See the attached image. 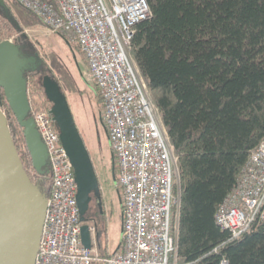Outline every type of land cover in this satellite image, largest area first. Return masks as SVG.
I'll use <instances>...</instances> for the list:
<instances>
[{
	"label": "trees",
	"instance_id": "trees-1",
	"mask_svg": "<svg viewBox=\"0 0 264 264\" xmlns=\"http://www.w3.org/2000/svg\"><path fill=\"white\" fill-rule=\"evenodd\" d=\"M146 2L151 17L136 26L131 56L177 158L179 262L264 264V224L256 223L231 239L214 221L251 152L264 137V0ZM4 41H11L20 57L28 60L23 75L30 117L47 110L50 105L41 79L52 76L51 72L9 4L0 0V43ZM0 109L25 172L31 182L37 176L45 178L36 185L47 196L48 168L46 175L34 171L22 130L1 88ZM91 221L101 228L100 222ZM97 245L101 257L106 258L103 243L99 240Z\"/></svg>",
	"mask_w": 264,
	"mask_h": 264
},
{
	"label": "built area",
	"instance_id": "built-area-1",
	"mask_svg": "<svg viewBox=\"0 0 264 264\" xmlns=\"http://www.w3.org/2000/svg\"><path fill=\"white\" fill-rule=\"evenodd\" d=\"M49 33L77 45L102 105V121L117 163L121 244L101 257L95 225L91 249L80 240L74 170L58 130L43 110L33 114L47 152L50 187L35 264L180 263V178L159 111L131 56L135 28L151 17L146 0H14ZM37 176L33 184L44 180ZM215 223L237 239L264 224V139L251 152ZM221 264H227L222 261Z\"/></svg>",
	"mask_w": 264,
	"mask_h": 264
},
{
	"label": "water",
	"instance_id": "water-1",
	"mask_svg": "<svg viewBox=\"0 0 264 264\" xmlns=\"http://www.w3.org/2000/svg\"><path fill=\"white\" fill-rule=\"evenodd\" d=\"M28 60L21 58L11 41L0 43V88L7 105L22 130L32 167L39 175H46L47 152L34 121L28 84L23 71ZM44 97L50 105L49 114L58 130L60 143L74 170L77 185L76 201L79 209L80 240L90 250L91 235L88 219L93 199H101L88 150L75 125L66 96L53 76L41 79ZM112 177L116 183L114 158ZM46 211V199L24 170L15 148L7 119L0 109V264H35Z\"/></svg>",
	"mask_w": 264,
	"mask_h": 264
},
{
	"label": "rangeland",
	"instance_id": "rangeland-1",
	"mask_svg": "<svg viewBox=\"0 0 264 264\" xmlns=\"http://www.w3.org/2000/svg\"><path fill=\"white\" fill-rule=\"evenodd\" d=\"M5 1L18 19L24 34L34 44L40 58L46 62L51 75L57 82L60 81L58 83L66 96L75 125L88 150L104 204L103 212L101 210L99 216L98 213L95 214L96 201L93 199L89 215L92 211L96 215V222L102 225L101 228H96V235L101 233L96 240L103 243L108 256L116 252L121 244V199L120 191L112 177L113 156L101 118L102 105L98 100L97 90L88 80L86 64L75 45L40 27L34 16L12 0ZM114 162L117 173V163Z\"/></svg>",
	"mask_w": 264,
	"mask_h": 264
},
{
	"label": "flooded vegetation",
	"instance_id": "flooded-vegetation-1",
	"mask_svg": "<svg viewBox=\"0 0 264 264\" xmlns=\"http://www.w3.org/2000/svg\"><path fill=\"white\" fill-rule=\"evenodd\" d=\"M29 160H30V157H29ZM31 161V160H30ZM95 200V199H94ZM96 201V200H95ZM103 207H104V204H103V202L101 201V199H100V201L99 200H97L96 201V212H95V214L96 213H98V215L100 216V213H101V210L103 209ZM90 210V209H89ZM92 210V209H91ZM95 214H93L92 213V211H90V219L91 220H93V221H96V215Z\"/></svg>",
	"mask_w": 264,
	"mask_h": 264
},
{
	"label": "crops",
	"instance_id": "crops-1",
	"mask_svg": "<svg viewBox=\"0 0 264 264\" xmlns=\"http://www.w3.org/2000/svg\"><path fill=\"white\" fill-rule=\"evenodd\" d=\"M37 21H38V25L40 26V27H43L42 26V24L40 23V21L37 19ZM57 35V34H56ZM59 35V34H58ZM61 36V35H60ZM62 37V36H61ZM66 42H69L67 39H65V37H62ZM70 43V42H69ZM70 44H72V43H70ZM74 45V44H73ZM81 55V54H80ZM83 57L81 56V59H82ZM82 61L84 62V60L82 59ZM85 63V62H84ZM86 67H87V65H86ZM87 73H88V70H87Z\"/></svg>",
	"mask_w": 264,
	"mask_h": 264
},
{
	"label": "bare ground",
	"instance_id": "bare-ground-1",
	"mask_svg": "<svg viewBox=\"0 0 264 264\" xmlns=\"http://www.w3.org/2000/svg\"><path fill=\"white\" fill-rule=\"evenodd\" d=\"M84 62H85V61H84ZM85 64H86V63H85ZM94 89H95V88H94ZM150 95H151V94H150ZM98 97H99V96H98ZM101 110H102V109H101ZM35 113H36V112H35ZM101 118H102V117H101ZM263 139H264V137H263ZM263 139H262V140H263ZM262 140H261V141H262ZM260 143H261V142H260ZM258 145H259V144H258ZM241 171H242V170H241ZM240 173H241V172H240ZM238 176H239V175H238ZM237 178H238V177H237ZM236 180H237V179H236ZM235 184H236V183H235ZM234 186H235V185H234ZM44 193H46V192H44ZM43 195H44V194H43ZM214 221H215V219H214Z\"/></svg>",
	"mask_w": 264,
	"mask_h": 264
}]
</instances>
